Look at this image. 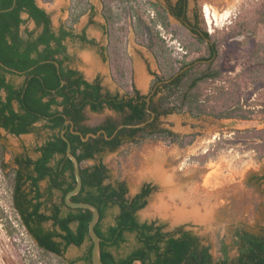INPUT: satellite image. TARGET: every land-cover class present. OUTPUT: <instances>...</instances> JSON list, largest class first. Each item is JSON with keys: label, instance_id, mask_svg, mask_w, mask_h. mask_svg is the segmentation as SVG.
<instances>
[{"label": "trees", "instance_id": "trees-1", "mask_svg": "<svg viewBox=\"0 0 264 264\" xmlns=\"http://www.w3.org/2000/svg\"><path fill=\"white\" fill-rule=\"evenodd\" d=\"M73 1L77 8L87 5L89 23L96 24L93 4L89 0ZM101 2L107 45L90 37L86 28L76 31L73 23L56 29L51 14L37 0H0V128L16 136L39 129L49 132L48 138L34 147L36 157L28 151L14 157L13 201L23 225L41 248L58 256H64L71 246L88 244L87 250L69 264L80 260L94 264L90 233L93 210L66 203L67 193L78 181L64 132L80 162L83 182L71 200L98 207L100 217L95 229L101 237V258L106 264H264V235L237 231L233 245L223 242L222 256L215 261L211 246L186 225L169 229L159 219L141 220L139 212L148 205L155 185L145 182L131 195L128 181L114 178L104 156L127 144L162 140L185 147L194 141V134L183 135L167 125L166 118L172 114L252 119L255 113L244 109L236 90L221 88L202 97L201 85L222 76L214 66L220 48L200 11L195 9L191 14L190 0H166L165 5L147 0L156 13L149 19L139 10L141 0ZM86 10L72 20L78 21ZM170 16L188 31L194 45L205 48V54L191 61H177L159 29L171 27ZM129 18L138 41L158 61L160 71L152 72L155 79L148 93L134 82L124 92L112 91L100 74L88 80L76 65V56L68 50V40L95 48L111 61L115 73L124 76ZM30 19L36 28L23 29ZM255 63L264 65V58ZM106 110L113 113L96 125L88 122L89 111ZM68 120L71 122L66 123ZM38 124L42 126L38 128ZM248 132L251 138L263 142L254 148L264 151V128ZM91 133L95 136L85 140ZM48 226L54 230H47ZM235 248L236 253L231 255Z\"/></svg>", "mask_w": 264, "mask_h": 264}, {"label": "rangeland", "instance_id": "rangeland-1", "mask_svg": "<svg viewBox=\"0 0 264 264\" xmlns=\"http://www.w3.org/2000/svg\"><path fill=\"white\" fill-rule=\"evenodd\" d=\"M141 1L140 12L148 19L156 17L155 11L146 4L147 0ZM152 1L164 3L165 0ZM37 2L51 14L56 29L62 24L73 23L77 31L86 28L90 37L103 45L108 44L101 0H89L95 7L96 24L89 23L87 5L77 8L73 0ZM86 8L74 22L72 17ZM190 8L192 15L195 9L200 11L204 25L220 48L214 66L222 76L201 85L202 97L221 88L236 90L244 109L253 110L254 117L218 119L208 115L193 117L189 112L175 113L166 118L167 125L183 135L194 134L191 144L182 147L162 140L130 143L119 151L106 154L104 159L114 178L128 181L131 195L145 182L156 186L148 205L139 212L141 220L159 219L167 223L169 229L186 225L203 243L211 246L213 257L218 261L222 256V243L233 245L237 231L248 230L264 235V156L261 157L264 151L262 147L259 150L254 148L263 142L251 138L248 132L264 128V65L255 63L264 58V48L259 50L264 47V0H190ZM170 22V28L159 29L177 61H191L205 54V48L200 49L192 43V36L178 20L170 16ZM128 25L124 43V76L115 73L111 61L104 59L95 48L68 40V50L76 56V65L88 78L101 74L109 89L121 92L134 82L148 93L155 79L152 72L160 71L158 61L155 54L138 41L131 18ZM26 27L35 29L36 24L30 19L23 29ZM15 79L21 81L19 77ZM111 113L109 110L90 113L89 123L95 125ZM41 126L37 125L38 128ZM47 136V131L42 129L16 136L0 128V144L3 146L0 145V264H69V260L84 252V246H71L64 256L44 250L31 237L14 207V157L24 151L34 154V146ZM42 185L46 187L47 184L43 182ZM199 187L211 190L218 200L213 202L209 217L203 220L175 221L164 213L150 210L160 193L166 196L167 191L177 189L179 193L184 194L185 190L189 194ZM235 253L236 248L231 255Z\"/></svg>", "mask_w": 264, "mask_h": 264}, {"label": "bare ground", "instance_id": "bare-ground-1", "mask_svg": "<svg viewBox=\"0 0 264 264\" xmlns=\"http://www.w3.org/2000/svg\"><path fill=\"white\" fill-rule=\"evenodd\" d=\"M206 13L209 14L210 10L207 9ZM166 193V196L160 193L153 200L150 210L155 213H164L175 221L187 219L203 220V218L209 217L211 208L214 206L213 202L218 201L211 190L201 187L194 191L191 190L189 194H186L185 190L184 194L182 192L179 193L177 189L175 191L172 189ZM211 216L214 217L213 214Z\"/></svg>", "mask_w": 264, "mask_h": 264}, {"label": "water", "instance_id": "water-1", "mask_svg": "<svg viewBox=\"0 0 264 264\" xmlns=\"http://www.w3.org/2000/svg\"><path fill=\"white\" fill-rule=\"evenodd\" d=\"M57 65L60 66V64L57 62ZM18 72V71H16ZM71 121H67L66 123H70ZM62 136L64 138V140L68 143V149H67V153L68 156L73 160L74 162V166H75V173L77 176V181L78 184L77 186L71 190L70 192L67 193L66 195V203L71 206V207H85V208H90L93 210V218L91 220L90 223V233L93 239V252H92V258H93V263L94 264H106L102 258H101V237L98 235L95 226L96 223L99 220L100 217V211L98 209L97 206L91 204V203H87V202H75L71 200V197L75 194H77L83 186V182H82V177L80 174V162L77 158V156L72 152V145L70 140L67 138V136H65L64 132H62ZM90 136H95V134L91 133L87 136L84 137L85 140H87Z\"/></svg>", "mask_w": 264, "mask_h": 264}, {"label": "crops", "instance_id": "crops-1", "mask_svg": "<svg viewBox=\"0 0 264 264\" xmlns=\"http://www.w3.org/2000/svg\"><path fill=\"white\" fill-rule=\"evenodd\" d=\"M78 68H79L80 70H82L80 67H78ZM82 71H83V70H82ZM84 74H85V73H84ZM98 75H99V74H97L94 78L90 79V78H88V77L86 76V74H85V76H86V78H87L88 80H94ZM100 75H101V74H100ZM101 76H102V75H101ZM103 83H104V82H103ZM104 85H105V84H104ZM105 86H106V85H105ZM112 91H113V90H112ZM109 111H110V110H109ZM111 112H112V111H111ZM90 113H96V112L89 111V112H88L89 116H90ZM112 113H113V112H112ZM112 113H111V114H112ZM88 122H89V121H88ZM100 122H101V121H100ZM100 122H99V123H100ZM97 124H98V123H97ZM91 125H92V124H91ZM95 125H96V124H95ZM47 133H48V136H49V132H48V131H47ZM48 136H47L42 142H44V141L48 138ZM42 142H40V143H42ZM40 143H38V144H40ZM36 145H37V144H36ZM36 145H35V146H36ZM35 146H34V147H35ZM33 150H34V148H33ZM118 151H119V150H118ZM33 153H34V154L31 153V155L34 156V157H36V156H37L36 153H35V152H33ZM104 161H105V159H104ZM105 162H106V161H105ZM89 163L92 164V163H94V161H89ZM106 163H107V162H106ZM143 184H144V183H143ZM141 187H142V186H141ZM129 188H130V187H129ZM140 189H141V188H140ZM139 191H140V190H139ZM139 191H138V192H139ZM136 193H137V192H136ZM136 193H135V194H136ZM135 194H133V195H135ZM144 221H145V220H144Z\"/></svg>", "mask_w": 264, "mask_h": 264}, {"label": "flooded vegetation", "instance_id": "flooded-vegetation-1", "mask_svg": "<svg viewBox=\"0 0 264 264\" xmlns=\"http://www.w3.org/2000/svg\"><path fill=\"white\" fill-rule=\"evenodd\" d=\"M174 1V0H173ZM176 1V0H175ZM154 2H159V1H154ZM159 3H161V4H166V0L164 1V3H162V2H159ZM85 28H83V30H84ZM76 30V29H75ZM77 31V30H76ZM82 31V30H81ZM81 31H78V32H81ZM47 230H54V228L53 227H51V226H48V227H45ZM57 230H59V229H57ZM30 234V233H29ZM31 235V234H30ZM31 237L33 238V236L31 235ZM34 239V238H33ZM36 241V240H35ZM37 242V241H36ZM38 244V243H37ZM84 252L87 250V248H88V244H85L84 245ZM50 253H52V254H55V255H57L56 253H54V252H52V251H49ZM83 252V253H84ZM82 253V254H83ZM81 254V255H82ZM78 262H80V264H87L85 261H83V260H80V261H78ZM78 262H76V263H78Z\"/></svg>", "mask_w": 264, "mask_h": 264}]
</instances>
